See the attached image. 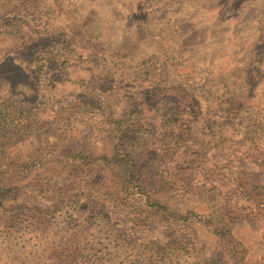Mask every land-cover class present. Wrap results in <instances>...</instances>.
<instances>
[{
	"label": "rangeland",
	"instance_id": "rangeland-1",
	"mask_svg": "<svg viewBox=\"0 0 264 264\" xmlns=\"http://www.w3.org/2000/svg\"><path fill=\"white\" fill-rule=\"evenodd\" d=\"M263 80L264 0H0V179L10 185L0 192H13L0 207V264H234L228 255L237 254L244 264H264V165L239 143L248 121L264 126V96H255L264 95ZM99 95L113 96L117 113L139 98L144 164L164 189L182 190L150 235L130 233L132 217L90 210L84 198L50 208L53 188L43 176L74 181L75 170L31 166L38 145L58 138L65 142L57 163L72 164L81 145L82 159L105 155L88 143L96 130L80 106ZM259 98V116L240 112ZM171 135L196 141L201 155L184 157ZM103 156L83 172L104 177L89 189H124L118 165ZM239 164L245 170L235 176ZM187 183L191 189H182ZM68 186L84 191L79 181ZM212 195L234 211L222 220L229 247H218L200 222L208 213L193 204ZM25 205L45 209L46 219ZM44 225L47 236L39 234ZM80 227L78 251L71 244L65 251L62 239Z\"/></svg>",
	"mask_w": 264,
	"mask_h": 264
},
{
	"label": "trees",
	"instance_id": "trees-1",
	"mask_svg": "<svg viewBox=\"0 0 264 264\" xmlns=\"http://www.w3.org/2000/svg\"><path fill=\"white\" fill-rule=\"evenodd\" d=\"M13 26V24L5 25V27L7 28H13ZM261 84L262 90L264 92V80L261 82ZM227 88L228 87H226V89ZM255 96L263 97L264 95L258 93ZM112 98L113 96L110 95L109 97H105V95H99L96 101L97 104L91 105L82 103L80 105L81 107H84L87 110V114L91 116L89 120L91 121V124L94 125L92 128L96 130V134L93 135L92 139H88V143L102 150H105L104 156L103 152L98 153L96 151H93L91 155L92 157H89L88 159H82V157H80L82 153L81 148L85 149L86 147H83L81 145L80 149L75 150L78 157L77 160H74L72 162V164L68 163L67 160L66 162L63 161L57 163L56 160L58 155L54 154H56V152H61L63 154L62 146L65 142V140L58 138V140L54 144H51L48 141H42L38 145V151H40L41 153L39 155L36 154V157L34 159L31 158L33 160L32 165L27 161L24 167H29L31 165L43 168V165L52 163L53 167H57L58 165L61 166V168L65 166L68 171L71 170V168L75 170V175L72 176L75 179L74 181L70 180V176H68L67 172L63 174H67L65 179H62L66 182L55 180L52 174H47L49 177L43 176V180L46 181V184H48L45 187L52 186L53 188L52 190L48 189V191L52 195L51 199H53H49L47 201L52 206L50 208H58L60 206H65L66 204L76 205L78 199L84 198L86 204H89L90 210H94L92 209L91 205L99 206L100 208H102V211L105 210L111 216H119L123 219L129 216L132 217V222L135 223V225L132 226L130 233L133 232L134 234H138L141 232V234L143 235H150L151 232L156 230V226L158 224L157 222H162L165 218L169 219L170 206L173 205L172 202L176 198L182 197V190L164 189L166 186H163L162 182L160 181L162 180V177L159 176L158 180L154 179L152 176H150L151 174H149L150 172L147 164H144L143 159L145 158V154L149 153V148L146 144H144V142H142L145 137L144 133H141V113L139 112V107L137 105L139 98L135 101L134 106H132V111H129L130 109H125L120 113H117V103L111 101ZM260 101V98L255 101L256 107L255 105H247L245 107L242 106L239 110L240 112H242V110L249 109L252 112V115L259 116L262 110L258 109L259 107L257 105L261 104ZM237 118L238 117L232 118L231 121H233V123L239 121ZM248 123L249 125L244 127V131L242 133L243 138L239 143L247 148H254V151H256L262 157L261 161L264 165V147L262 146L264 140V126L262 122L259 121L258 117L254 120L248 121ZM223 125L225 126V124L221 122V129L222 127H224ZM230 126H233V124H229L228 127ZM1 127L2 122H0V136L2 134ZM214 137L216 138V135ZM166 138H170L171 140L173 139L177 144L182 143V151L184 153L183 156L186 158L187 154L197 156V158L201 155V153H199L200 151L198 143L196 141H192L190 138L184 140L179 139L174 135L166 136ZM170 142L171 141L166 143V145ZM171 146L172 149L176 150L175 148H173L174 145ZM193 148H195V150H193ZM88 149L89 151L93 150L90 145ZM98 154L100 155V157L103 156V160H105L104 163H108L109 165L108 160L111 159V161L114 160L113 164H111L112 167H116L118 165L119 176L123 177L124 175V178L128 179L127 184L125 179L121 180L124 185V189H101L102 194H100V191L98 190L95 191L94 189H89L92 185L100 184L104 178L95 176L91 178L93 180H90L83 174V172H85L86 174V171L93 169V166L91 164L96 161L95 158ZM52 155H54L56 159ZM87 167H89V169ZM234 169L236 171L235 176H241L242 172L245 170L241 164H239L238 167H234ZM26 178L23 177L21 180L30 182ZM77 181H79L81 185H83L82 188H84V191H79V189H77L72 193L71 191H69L70 186H68V184L71 182H73L74 184ZM113 181L114 179L111 177L107 180V183H113ZM28 184L25 185L28 186ZM8 186L10 185H8L7 182L4 183V180L0 179V189H6ZM61 186L66 190L55 189L56 187ZM182 189L191 188L187 183L186 185H184V187H182ZM249 193L255 195L254 191H251ZM12 194L13 192L11 191L0 192L1 208L4 205L3 203L6 202L7 196H10ZM183 195L184 197L188 198L190 193L189 191H187L186 193L184 192ZM240 195L244 196V198H247L248 196L244 191H242ZM216 198H220V195H212V197L207 200H202V198L200 197L199 201H196L193 204L200 205L199 207L195 206V208L199 209L202 207V209L204 210V213L202 214L208 213V215H203V219L200 220V222L206 225L207 228L211 229L214 235L218 237V247L223 245V248H225L226 246L229 247L228 243H226V240L227 238H229L230 232L228 228L225 227L222 220L226 221L227 218H225V216L234 214V211L233 209H228V207L221 208ZM96 200H102V202L95 203ZM25 206L26 207H22L24 211L28 213L32 211L31 209L34 210V213L39 211V213H37L38 218L40 215L42 216L43 220L46 219V216L43 213L45 209L38 208L36 210L35 207L38 206ZM257 206H259L258 203ZM110 210H113L114 212L111 213ZM257 212L261 213L263 212V209H259ZM43 223L46 224V221ZM221 226H223V228L219 229ZM136 227H138V229L140 230H138L137 233L135 231ZM42 230L43 232H40L39 234H44L45 236H47L46 231L48 230V228L46 227V225L43 226ZM75 230V233L73 232V229L72 231H70L71 235L62 239V241L67 240L66 247L64 248L65 251L70 249V246L68 244H71L72 246L74 245V242L78 238L77 234L78 236L80 234L81 227ZM73 248L78 251V248H75V245L73 246ZM228 256L231 258L234 264H244L245 262L240 254H237V256Z\"/></svg>",
	"mask_w": 264,
	"mask_h": 264
}]
</instances>
